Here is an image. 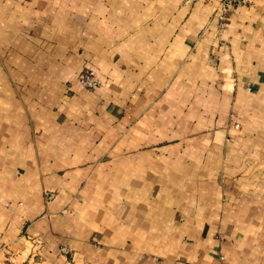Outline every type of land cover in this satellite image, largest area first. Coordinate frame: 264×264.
I'll list each match as a JSON object with an SVG mask.
<instances>
[{
	"label": "crops",
	"instance_id": "obj_1",
	"mask_svg": "<svg viewBox=\"0 0 264 264\" xmlns=\"http://www.w3.org/2000/svg\"><path fill=\"white\" fill-rule=\"evenodd\" d=\"M220 4L0 0V264H264V0Z\"/></svg>",
	"mask_w": 264,
	"mask_h": 264
},
{
	"label": "built area",
	"instance_id": "obj_2",
	"mask_svg": "<svg viewBox=\"0 0 264 264\" xmlns=\"http://www.w3.org/2000/svg\"><path fill=\"white\" fill-rule=\"evenodd\" d=\"M220 8H219V19L221 22H224L228 11L231 6L234 5H243L248 2V0H220ZM78 81L80 85L86 90L93 91L97 89L102 84V80L97 75L96 71L93 69H85L78 75ZM235 115L232 114V117ZM234 127L238 129L240 124L237 122ZM53 194H49L48 198H52Z\"/></svg>",
	"mask_w": 264,
	"mask_h": 264
}]
</instances>
